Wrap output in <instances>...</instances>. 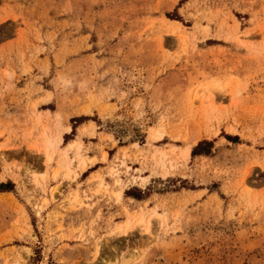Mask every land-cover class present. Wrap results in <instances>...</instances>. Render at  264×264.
<instances>
[{
  "label": "rangeland",
  "instance_id": "rangeland-1",
  "mask_svg": "<svg viewBox=\"0 0 264 264\" xmlns=\"http://www.w3.org/2000/svg\"><path fill=\"white\" fill-rule=\"evenodd\" d=\"M0 183V264H264V0H0Z\"/></svg>",
  "mask_w": 264,
  "mask_h": 264
},
{
  "label": "trees",
  "instance_id": "trees-1",
  "mask_svg": "<svg viewBox=\"0 0 264 264\" xmlns=\"http://www.w3.org/2000/svg\"><path fill=\"white\" fill-rule=\"evenodd\" d=\"M206 145L208 146V148L206 149V151L204 153H210L211 149L213 147V142H211V141H202L194 149V154H196L203 146H206ZM0 188H1V190H7L8 189L7 185H4L3 183H0Z\"/></svg>",
  "mask_w": 264,
  "mask_h": 264
}]
</instances>
